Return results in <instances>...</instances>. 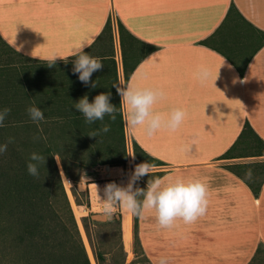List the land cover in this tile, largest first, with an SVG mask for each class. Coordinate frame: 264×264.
I'll return each mask as SVG.
<instances>
[{"label":"crops","instance_id":"obj_1","mask_svg":"<svg viewBox=\"0 0 264 264\" xmlns=\"http://www.w3.org/2000/svg\"><path fill=\"white\" fill-rule=\"evenodd\" d=\"M232 5L245 22L230 18L224 24ZM120 24L142 48L128 47L126 66ZM0 36L25 58L48 65L53 72L48 100L65 109L77 111L73 105L85 95L91 102L111 92L110 102L115 107L119 102L123 118L127 109L113 84L131 83L163 94L156 112L185 111L177 129L152 134L128 128L123 118L127 150L133 152L136 141L161 162L152 174L163 173L166 183L200 180L207 188V211L191 224L177 219L162 228L153 211L139 217V237L151 264L161 257L168 264H250L264 249V156L223 158L246 123L264 141V0H0ZM85 40L90 47L84 51L104 64L92 74L95 89L72 72V51ZM52 53L64 58L50 67L44 58ZM201 67L211 70L207 81L197 78ZM105 167L118 169L110 182L128 181V166L105 165L83 173L75 187L89 192L91 209H86L99 221L123 215L126 249L124 212L108 218L100 203H93L98 197L93 187L102 185ZM132 236L134 248V215Z\"/></svg>","mask_w":264,"mask_h":264},{"label":"trees","instance_id":"obj_2","mask_svg":"<svg viewBox=\"0 0 264 264\" xmlns=\"http://www.w3.org/2000/svg\"><path fill=\"white\" fill-rule=\"evenodd\" d=\"M230 18L245 22L235 5L231 6L224 24ZM105 30H111L110 22ZM119 34L126 66L128 47L142 48L137 46L138 40L121 24ZM152 50V47L146 48L147 52ZM125 73L127 80L129 74ZM51 74L53 72L49 71L46 63L25 58L0 36V109H10L5 126L0 128V143L13 138L7 150L0 154V264H92L55 156L60 158L66 177L73 183L72 192L77 204L88 209H91L89 192L78 191L75 187L82 174L98 166H127V140L119 102L115 120L106 115L103 121L86 123L82 113L48 100ZM51 94L54 96L55 92ZM32 104L44 112L45 119L39 124L34 123L28 115L27 108ZM104 124L110 128L107 133L89 136ZM32 152L45 157L43 163L32 161L38 166L39 176H32L27 171ZM133 153L135 165L144 161L161 165L136 141H133ZM263 156L264 141L246 123L239 138L223 158ZM231 169L236 170L234 167ZM162 175L154 173L145 178L148 181ZM142 187L146 188L144 185ZM254 192L258 193L256 189ZM81 197L86 199L81 200ZM142 199V196L138 197V200ZM93 218L94 214H89L83 218V223L97 264H106L105 255L109 252L99 248V227L116 222L122 233V223L116 218L108 222ZM91 223L95 230L91 229ZM133 250L135 260L130 264H151L143 250L139 237V217L136 216ZM119 251L120 259L111 264H126L123 240ZM263 258L264 249L259 248L250 264H257Z\"/></svg>","mask_w":264,"mask_h":264},{"label":"clouds","instance_id":"obj_3","mask_svg":"<svg viewBox=\"0 0 264 264\" xmlns=\"http://www.w3.org/2000/svg\"><path fill=\"white\" fill-rule=\"evenodd\" d=\"M86 47H90L87 40L73 49L71 55L75 57V60L73 61L72 72L78 74V79L85 86L95 89L97 84L96 81L91 80L92 74L102 70L104 64L99 58L87 54L84 51ZM58 57L64 58L57 53H52L44 59L48 61L51 67ZM196 75L201 81H207L211 77V70L201 67ZM113 87L116 88L117 94L121 97L122 105L127 109L123 118L126 126L130 129L144 127L148 134L155 133L162 128L175 130L186 117L185 111L180 108L172 109L168 113L156 112L154 105L163 96L158 90L138 88L131 83L123 87L120 83H114ZM110 98L111 92L100 93L90 102L88 96L85 95L78 102H75L73 107L83 114L86 123L103 121L106 115L115 120L116 107L110 102ZM9 112L10 109L7 107L0 109V128L5 126ZM27 112L34 123L39 124L45 119L44 112L35 104L30 105ZM109 130V126L104 124L102 128L91 132L89 136L96 137L99 132L107 133ZM12 139L9 137L6 143H0V154L7 150L8 143H11ZM55 158L59 161L58 157L55 156ZM44 160L43 155L32 152L27 163L28 173L32 176H39L38 166L32 161L43 163ZM154 167L155 165L148 161L136 164L126 186H121L113 181L103 187L102 197L98 195L97 191L102 214L111 218L119 210L143 218L147 211H153L158 225L162 228L172 227L177 219H181L186 224H191L205 215L208 205L207 188L200 180H177L166 183L163 178L154 176L147 181L146 188L136 187V182L152 174ZM246 175L251 179V170ZM141 196L143 199L138 200V197ZM159 264H168L167 259L161 257Z\"/></svg>","mask_w":264,"mask_h":264},{"label":"rangeland","instance_id":"obj_4","mask_svg":"<svg viewBox=\"0 0 264 264\" xmlns=\"http://www.w3.org/2000/svg\"><path fill=\"white\" fill-rule=\"evenodd\" d=\"M18 62H19V60H18ZM40 66H42V65H40ZM40 66L37 65L36 67H40ZM129 143H130V141H129ZM132 157H133V152L131 151V149H129L128 150V161H127V166L129 168V175L131 174L132 170L134 169L133 168V159H132ZM251 159H254L253 161H256V159H258V158H251ZM57 163L59 165L60 171H61V169L63 170L60 158H59V161H57ZM101 174L103 176L106 175V170L104 168L101 170ZM61 175H62V178H63V182L65 184L68 196H69L70 201L72 203L74 212L76 214V217H77V220H78V223H79V227H80V230H81V234H82V237H83V240H84L88 255H89V257H90V259L92 261V264H97L95 256H94L93 248L91 246L89 237L87 235L86 228H85L84 223H83V218L89 216V212H88V210L86 209L85 206H80V205L77 204L76 199L74 197V194L72 192L73 184L66 177L64 170H63V173L61 171ZM66 178L70 182L69 188H67L68 186L66 185ZM143 180H144V177L141 180L137 181V187L143 188L142 187L143 186ZM126 183H128V181ZM126 183H122V186H125ZM93 189H95V188H93ZM102 189H103L102 185L98 187V189H97L98 195H99V190H100V192L103 195ZM82 198L84 200L86 199L85 197H81L80 199L83 200ZM93 203H94L95 207H98L99 206V197H97V196L94 197ZM93 220L99 221V219L96 218L95 216H94ZM115 220L116 221L120 220L121 223H122L123 215L120 214V217H116ZM91 229L92 230L96 229V227L92 223H91ZM99 233H100V236H99V248H101V251H103V252H109V254L105 255L106 264H109V263L111 264V263L114 262V260L120 259V251H119V249H120V245H121V242H122V233L119 230V225L115 222V223H113L111 225L101 226V227H99ZM88 249H89V251H88ZM125 252H126V254L124 256L125 257L124 258L125 259V263L126 264L132 263L135 260V254H134L133 247L131 248V250H129L127 245H126ZM93 260L95 262H93ZM257 264H264V258H263V260H260V262L257 263Z\"/></svg>","mask_w":264,"mask_h":264},{"label":"bare ground","instance_id":"obj_5","mask_svg":"<svg viewBox=\"0 0 264 264\" xmlns=\"http://www.w3.org/2000/svg\"><path fill=\"white\" fill-rule=\"evenodd\" d=\"M62 173H63V170L61 169ZM118 169H115V168H110V169H107V173L106 174H109L111 176H116V173H117ZM66 185L68 186L67 188H69V185H70V182L69 180L66 178ZM127 185V183H126ZM125 185V186H126ZM99 186H94L93 188H97ZM69 190V189H68ZM78 208V207H77ZM124 216H125V220H124V232H125V241H126V245L128 247L129 250H131L132 248V228H133V215L132 214H129L127 212H124ZM89 251V249H88ZM93 262H95L93 260Z\"/></svg>","mask_w":264,"mask_h":264},{"label":"built area","instance_id":"obj_6","mask_svg":"<svg viewBox=\"0 0 264 264\" xmlns=\"http://www.w3.org/2000/svg\"><path fill=\"white\" fill-rule=\"evenodd\" d=\"M130 149H131V151H132V148L130 147ZM132 159H133V157H132ZM105 170H106V173H107V169H110L109 167H105L104 168ZM112 176L111 175H109V174H106L105 176H104V179H103V181H102V188L107 184V183H109L110 181H112Z\"/></svg>","mask_w":264,"mask_h":264}]
</instances>
